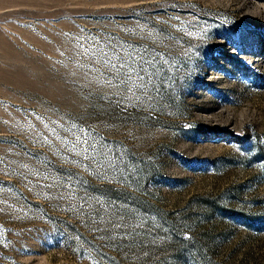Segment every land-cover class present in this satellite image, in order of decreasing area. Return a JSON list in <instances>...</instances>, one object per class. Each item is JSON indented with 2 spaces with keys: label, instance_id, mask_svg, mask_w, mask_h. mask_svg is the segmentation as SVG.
<instances>
[{
  "label": "rangeland",
  "instance_id": "rangeland-1",
  "mask_svg": "<svg viewBox=\"0 0 264 264\" xmlns=\"http://www.w3.org/2000/svg\"><path fill=\"white\" fill-rule=\"evenodd\" d=\"M0 264H264V0H0Z\"/></svg>",
  "mask_w": 264,
  "mask_h": 264
},
{
  "label": "snow or ice",
  "instance_id": "snow-or-ice-1",
  "mask_svg": "<svg viewBox=\"0 0 264 264\" xmlns=\"http://www.w3.org/2000/svg\"><path fill=\"white\" fill-rule=\"evenodd\" d=\"M101 54L103 55V63L104 65L112 70V76L115 79H119L121 76L126 77L127 81L130 83L135 84L136 81H138L140 84L145 83V73L146 68L143 66V64H147L148 61L144 60L143 57H141V61L137 62V66H134L133 63H130L129 61L132 60L131 56L128 57H121L118 54H113L112 56H109L108 53H104L103 50H101ZM133 77H135V81H133ZM78 141L80 138H77ZM83 144L87 145V140L82 141ZM78 145L74 144L73 149H75ZM91 146L83 148V152L85 154V159L88 158V152L89 148Z\"/></svg>",
  "mask_w": 264,
  "mask_h": 264
}]
</instances>
